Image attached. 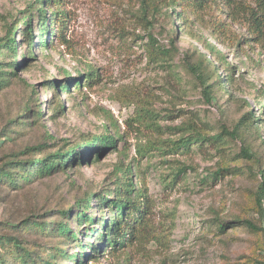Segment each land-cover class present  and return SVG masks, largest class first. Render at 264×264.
<instances>
[{
	"label": "rangeland",
	"instance_id": "obj_1",
	"mask_svg": "<svg viewBox=\"0 0 264 264\" xmlns=\"http://www.w3.org/2000/svg\"><path fill=\"white\" fill-rule=\"evenodd\" d=\"M38 6L39 0H0L1 73L9 79L0 90V166L26 147L46 145L54 153L66 145L83 147L102 135L116 142L64 171L19 186L0 184V237L38 246L44 256L50 246L68 239L27 229L34 222L66 221L78 240L61 247L76 253L80 241L91 244L100 236L88 238L84 223L72 220L77 201L115 188L122 176L119 167L132 165L136 185L146 186L152 203L147 236L115 249L102 243L81 264H264L263 233L242 221L264 227V200L263 213L257 203L264 184V63L246 23L231 20L223 12L229 11L225 5L191 17V22L165 12L150 32L170 52L156 61L139 38L146 37V21L136 0H70V43L55 40L48 48L39 43ZM27 14L32 15L33 53L21 36ZM215 17L229 31L213 32ZM12 36L15 52L5 47ZM210 44L217 47L216 54ZM199 63L209 83H215L212 102L189 68H199ZM91 69L99 72L96 83L63 91L68 75ZM139 106L157 116L155 128L134 120ZM245 115L238 138H212L222 123L232 128ZM191 123L212 139L178 149L180 138L194 133L181 129ZM245 148L250 155L243 153ZM71 207L69 219L60 215ZM102 207L98 198L92 200L94 217L112 215L108 205ZM63 259V264H76Z\"/></svg>",
	"mask_w": 264,
	"mask_h": 264
},
{
	"label": "trees",
	"instance_id": "obj_2",
	"mask_svg": "<svg viewBox=\"0 0 264 264\" xmlns=\"http://www.w3.org/2000/svg\"><path fill=\"white\" fill-rule=\"evenodd\" d=\"M70 0H39L40 6L37 7L39 13V35L40 44L43 47L48 48L57 40L61 45H67L70 43L68 39V31L70 30L71 23V11L67 8ZM141 5V11L146 21L145 31L146 37H139L143 41V47L146 50V54L150 60H160L169 54L170 50L159 45L154 34L150 32L153 26V22L156 17L166 14L171 18H177L179 21H190L191 17L199 18L200 15L208 9H212L215 6H227L229 11L224 9L223 12H227V16L231 20H241L246 23L247 28L252 33L253 39L260 45V63H264V0H254L256 6L251 5L249 2H242L240 0H136ZM51 12V13H50ZM48 13H50L48 15ZM25 22V29L21 36L24 40L28 41L31 51L33 53L34 31L32 24V15L27 14L23 18ZM211 22V28L214 31L225 32L227 29V23L221 18H214ZM193 23V22H192ZM19 24V22H18ZM17 24V25H18ZM226 26V27H225ZM50 39H47V37ZM236 46H241V40L236 41ZM5 47H9L12 51H16L17 42L12 36L8 43H5ZM3 48V47H1ZM209 48L211 52L215 54L218 49L215 45L210 44ZM12 68H17L18 63H11ZM202 63L198 66L190 65V70L197 76V79L203 88V95L209 101L212 102L213 96L211 88L215 83H209V76L205 75L201 70ZM218 68L214 67L216 71ZM3 71L2 63H0V90L3 89L8 83L9 79L1 73ZM13 71L10 72L12 74ZM100 79L98 70L91 69L84 73H79L78 76L68 75L66 80L62 83L61 88L63 91L70 93L71 87L80 89L81 86H91ZM59 81L53 82V88L56 89ZM42 111L37 115L40 117ZM157 116L145 106H139L134 120L139 124H145L146 126L156 127ZM246 118L243 116L232 128H229L226 124H221V132L212 137L213 139L221 140L223 137H230L232 139L238 138L239 129L242 121ZM193 124V125H191ZM188 124L183 129L185 132L193 131L190 137L183 136L180 138V144L177 145L178 149L190 150L189 146L195 141L204 142L211 140V137L203 135L194 123ZM115 140L109 136L102 135L101 137H93L91 140L84 143V146H69L61 147L54 153L48 152L45 149L46 145H38L32 147H26L21 153L15 155V157L2 166H0V184H6L9 186H19L24 182L32 180L36 176H49L59 171H64L71 167L73 164L79 161L89 160L93 152H99L103 148H110L115 145ZM150 146H153L155 142H149ZM67 148V149H66ZM139 148V154L141 153ZM245 155H250L249 150L242 149ZM122 172V176H117L116 187L106 191L105 193L93 192L91 195H86L84 199L78 200L76 211L74 212L73 219L79 223H84L85 232L88 238H92L94 233L100 236L94 243H82L80 241L79 247L81 250L76 251L74 254H68V252L61 246H65L69 243V240H78V233L73 230L69 223L66 221H52L48 222H34L35 226L29 228L31 224L29 220L26 221L25 226L29 229L35 230V232H41L47 236L54 238L63 237L68 239L67 241H61L53 246L49 247L47 254L43 256L38 246L30 247L25 245L24 241H20L17 238L0 237V245L4 246V253H0V264H10L8 260L9 256H13V264H63L64 256L69 260H75L76 264H81L83 258L89 255H95L101 248V244H105L107 247L115 249L117 245L124 246L126 243L132 242L134 239H140L142 236H147L149 225V213L151 212V200L146 194V186L142 184L138 187L135 183V171L132 165H121L118 169ZM118 171V172H119ZM261 196H257V203L260 213H263L262 200H264V184L261 187ZM94 198L99 199V205L102 210L103 205H108L110 217H94L92 211V200ZM64 209L60 212V215L65 218H70L73 208ZM61 216V218H63ZM249 228H252L263 233L264 227H258L251 220H242ZM96 223V226H92ZM89 224V225H88ZM86 225V226H85ZM19 227H22L20 225ZM101 228V229H99ZM220 228L225 230V226L221 225ZM45 232V233H42ZM80 232V231H79ZM100 243H97L98 240ZM98 244V245H97ZM89 250V251H88ZM88 252V253H87ZM82 255V257L80 256ZM60 257L58 260L57 257ZM62 256V257H61ZM12 257V258H13ZM54 260V261H53ZM61 261V262H60Z\"/></svg>",
	"mask_w": 264,
	"mask_h": 264
}]
</instances>
